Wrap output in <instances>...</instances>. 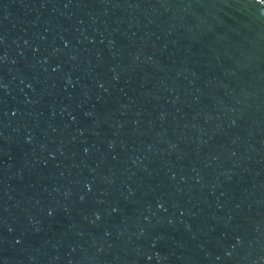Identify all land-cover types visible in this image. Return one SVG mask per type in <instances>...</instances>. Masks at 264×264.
I'll return each instance as SVG.
<instances>
[{
  "label": "water",
  "instance_id": "obj_1",
  "mask_svg": "<svg viewBox=\"0 0 264 264\" xmlns=\"http://www.w3.org/2000/svg\"><path fill=\"white\" fill-rule=\"evenodd\" d=\"M0 264H264V0H0Z\"/></svg>",
  "mask_w": 264,
  "mask_h": 264
}]
</instances>
